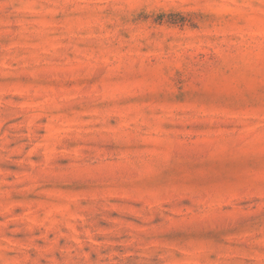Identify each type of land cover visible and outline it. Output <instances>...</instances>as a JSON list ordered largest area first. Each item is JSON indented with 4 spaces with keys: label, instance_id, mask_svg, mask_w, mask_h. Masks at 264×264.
<instances>
[{
    "label": "rangeland",
    "instance_id": "1",
    "mask_svg": "<svg viewBox=\"0 0 264 264\" xmlns=\"http://www.w3.org/2000/svg\"><path fill=\"white\" fill-rule=\"evenodd\" d=\"M0 264H264V0H0Z\"/></svg>",
    "mask_w": 264,
    "mask_h": 264
}]
</instances>
